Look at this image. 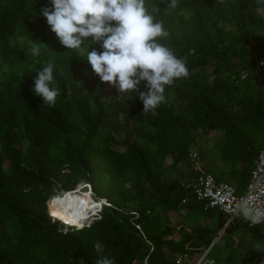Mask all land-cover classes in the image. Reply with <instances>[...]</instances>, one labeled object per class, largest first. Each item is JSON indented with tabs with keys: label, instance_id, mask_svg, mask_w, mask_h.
Returning a JSON list of instances; mask_svg holds the SVG:
<instances>
[{
	"label": "trees",
	"instance_id": "obj_1",
	"mask_svg": "<svg viewBox=\"0 0 264 264\" xmlns=\"http://www.w3.org/2000/svg\"><path fill=\"white\" fill-rule=\"evenodd\" d=\"M170 4L146 0L169 33L162 42L185 60L188 75L166 86L152 114L143 113L138 94L117 98L87 62L63 54L41 14L49 0H0V264H95L101 255L115 264H174L218 237L225 217L204 210L189 183L206 173L240 195L264 149V73L256 70L264 0ZM29 38L42 43L39 63L56 62L54 106L31 91ZM218 131L220 141L198 148L199 133ZM81 181L109 206L90 224L64 231L47 211L49 199ZM182 211L219 225L172 226L161 217ZM229 240L212 245L214 264H264L263 244L245 243L244 235Z\"/></svg>",
	"mask_w": 264,
	"mask_h": 264
},
{
	"label": "clouds",
	"instance_id": "obj_2",
	"mask_svg": "<svg viewBox=\"0 0 264 264\" xmlns=\"http://www.w3.org/2000/svg\"><path fill=\"white\" fill-rule=\"evenodd\" d=\"M41 10L63 54L87 62L101 83L110 84L117 98L142 102L143 113L165 102L166 86L188 75V67L163 43L169 33L162 21L149 11L146 0H49ZM171 7L176 0H171ZM42 43L29 38L26 46L34 60L36 74L31 91L42 103L54 106L60 90L55 86L56 62H38ZM44 45V44H43ZM45 46V45H44ZM46 47V46H45ZM141 84L145 91H140ZM241 217L250 226H264V206L242 205ZM103 253L101 243L94 245ZM95 264H115L110 255L99 256Z\"/></svg>",
	"mask_w": 264,
	"mask_h": 264
},
{
	"label": "built area",
	"instance_id": "obj_3",
	"mask_svg": "<svg viewBox=\"0 0 264 264\" xmlns=\"http://www.w3.org/2000/svg\"><path fill=\"white\" fill-rule=\"evenodd\" d=\"M256 70L258 73H264V55L258 61ZM246 76V73H241L242 78H245ZM196 156L197 154L193 152V161L196 159ZM195 169H197V167H195ZM84 185L86 188H89L87 183H84ZM189 187L192 190L195 200L203 204L204 210L217 209L225 217L220 234L225 230H233L238 226H242L243 224L249 229L253 228V226H250L245 220L242 219L240 208L245 204L249 206H264V149L260 151L256 160L254 161V167L251 171L249 182L242 194L238 195L232 185L228 183L217 182L210 174L206 173L199 174L189 183ZM100 200L103 201V206H109L105 199ZM182 203L184 204L186 201L183 200ZM100 210L98 211L99 213L101 212ZM131 214L134 215L135 218L138 216L136 212H131ZM49 215L51 218L55 219L50 213ZM94 216L97 218L99 217V215ZM66 227L67 229L82 228L73 226ZM135 227L139 230L137 225H135ZM213 244L214 242L200 254L190 255L183 253L177 256L174 264H214L213 259H211L209 255ZM144 264H146V259L144 260Z\"/></svg>",
	"mask_w": 264,
	"mask_h": 264
},
{
	"label": "bare ground",
	"instance_id": "obj_4",
	"mask_svg": "<svg viewBox=\"0 0 264 264\" xmlns=\"http://www.w3.org/2000/svg\"><path fill=\"white\" fill-rule=\"evenodd\" d=\"M102 202L93 200L91 192H83L81 186L74 191H63L51 197L49 213L61 223L81 228L95 213H98ZM66 224L64 225L68 226Z\"/></svg>",
	"mask_w": 264,
	"mask_h": 264
},
{
	"label": "rangeland",
	"instance_id": "obj_5",
	"mask_svg": "<svg viewBox=\"0 0 264 264\" xmlns=\"http://www.w3.org/2000/svg\"><path fill=\"white\" fill-rule=\"evenodd\" d=\"M206 71H210V69H208V70H206ZM200 134V137L203 139V141L202 142H200V144H199V146H198V148H200V147H202L203 148V142H204V145L206 144V145H208V146H210V145H212L214 142H217V141H220L221 139H222V136H223V134H222V132H209V133H207V134H204V133H199ZM120 140H121V136L120 135H118L117 136ZM84 183L85 182H83V181H81L78 185H76L75 186V190L76 189H78V187H81L82 186V191L83 192H91V197L93 198V200H95V201H99L100 199L99 198H96L94 195H93V193H92V191H91V188H90V185H89V188H86V186L84 185ZM73 189V190H74ZM61 192H63V191H57V190H54V195H58V193L60 194ZM53 195V196H54ZM52 196V197H53ZM50 199H51V197H50ZM49 199V200H50ZM49 200H48V202H49ZM102 205V204H101ZM102 207H103V205L101 206V209H102ZM48 211V210H47ZM101 211V210H100ZM49 212V211H48ZM182 214L183 213H185L184 211H182L181 212ZM100 213L98 212V213H95V215H99ZM170 215H171V224L172 225H176L178 222H180V221H184V220H186V217H181V215L180 214H177V213H170ZM169 215V216H170ZM180 215V216H179ZM161 217H162V219H165V217H166V214L165 213H161ZM179 217V218H178ZM97 217H95V216H92L91 218H90V220H88L87 222H85L84 223V225H87V224H90L91 223V221L93 220V219H96ZM180 218H182V220H180ZM200 218L198 217V216H195L194 215V218H192V217H190L189 219H188V221H187V223L189 224V225H191V224H196L197 222H198V220H199ZM64 223V222H63ZM62 223V224H63ZM64 224H66V223H64ZM64 224L62 225V227H63V230L64 231H66L67 230V227L66 226H64ZM66 225H68V224H66ZM69 226V225H68ZM242 235H244V237L245 238H247L246 239V243H248L249 241H250V238H253V239H255V241L257 242V246L258 245H261V244H263L264 245V227L263 226H255L252 230H247V228H246V226L243 224L242 226H238L237 228H235V229H233V230H225V232H224V236L220 239L221 241H220V244L221 243H223L224 242V239L225 238H229L230 240V242L231 243H235V242H237V240L239 239V237H241Z\"/></svg>",
	"mask_w": 264,
	"mask_h": 264
},
{
	"label": "crops",
	"instance_id": "obj_6",
	"mask_svg": "<svg viewBox=\"0 0 264 264\" xmlns=\"http://www.w3.org/2000/svg\"><path fill=\"white\" fill-rule=\"evenodd\" d=\"M177 214H180L181 215V217L183 216V217H186V220H184L183 222L182 221H180V222H178L177 224H187V225H189L188 223H187V221H188V219L190 218V217H192V218H194V215L195 216H198V215H196V214H194L193 212H189V211H186L185 213H177ZM170 214H166V217H165V219L164 220H167V221H169V222H171V215L169 216ZM179 215V216H180ZM200 219L198 220V222L196 223V224H191L190 226H192V225H201V226H208V225H219V223H218V221H216L215 219H211V220H207L206 218H203V217H201V216H198ZM179 218V217H178ZM180 220H182V218H180ZM171 224V223H170ZM172 225V224H171ZM172 226H175V225H172ZM264 227V226H263ZM247 228V227H246ZM222 229V228H221ZM221 229H220V231H221ZM220 231H219V233H218V237L217 238H215L214 239V243L215 242H217L218 240V238L222 235V233L220 234ZM243 236V235H242ZM246 239L247 238H245L244 237V242L246 243ZM253 240V238H250V241H252ZM220 241L221 240H219L218 241V244L220 245V246H222L223 244H224V242L223 243H221L220 244Z\"/></svg>",
	"mask_w": 264,
	"mask_h": 264
}]
</instances>
